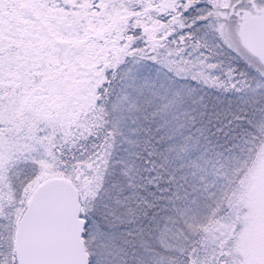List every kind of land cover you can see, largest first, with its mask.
Returning a JSON list of instances; mask_svg holds the SVG:
<instances>
[{
  "label": "snow or ice",
  "instance_id": "snow-or-ice-1",
  "mask_svg": "<svg viewBox=\"0 0 264 264\" xmlns=\"http://www.w3.org/2000/svg\"><path fill=\"white\" fill-rule=\"evenodd\" d=\"M0 264H264V0H0Z\"/></svg>",
  "mask_w": 264,
  "mask_h": 264
}]
</instances>
